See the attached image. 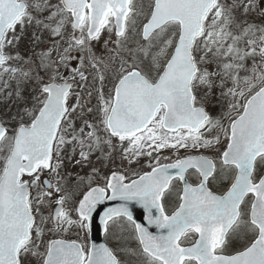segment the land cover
Wrapping results in <instances>:
<instances>
[{
	"label": "snow or ice",
	"instance_id": "obj_1",
	"mask_svg": "<svg viewBox=\"0 0 264 264\" xmlns=\"http://www.w3.org/2000/svg\"><path fill=\"white\" fill-rule=\"evenodd\" d=\"M256 7L0 0V97L16 106L0 115V264H264V26L245 19ZM29 30L51 47L25 59L13 50ZM105 32L106 57L93 48ZM117 151L123 170L101 184L93 167L74 200L84 178L66 187L65 161ZM117 200L101 216L117 246L90 243L93 213Z\"/></svg>",
	"mask_w": 264,
	"mask_h": 264
},
{
	"label": "rangeland",
	"instance_id": "obj_2",
	"mask_svg": "<svg viewBox=\"0 0 264 264\" xmlns=\"http://www.w3.org/2000/svg\"><path fill=\"white\" fill-rule=\"evenodd\" d=\"M55 2H56V0H53V3H55ZM245 19L247 20V22L249 24H253V25H257V26H264V0H257L256 9L253 10L252 12H250L245 17ZM31 31L32 30H29L25 34V36L22 38V41L19 44L18 48L13 50V51H18L20 56L25 58V59L31 57L33 52L39 53L41 50H43L45 48V46L51 47V40L48 37L47 33L44 34L43 43L35 44L32 40ZM108 39H109L108 34H107V32H105L102 34V38L100 39L99 42L93 43L94 51L96 52V54L98 56L103 55L106 57L108 54L107 49L114 48V44L111 41L108 43L107 49L105 48L104 41L108 40ZM114 39H115V37L113 36L112 40H114ZM74 55H75V53H73V56ZM74 63L77 67H79V62L77 63L76 61H74ZM248 64H249V66L251 65V60L248 61ZM61 72L62 73L64 72L68 76H71L72 65L70 64L67 69L62 68ZM5 79H7V77H5ZM77 80H79L78 77H77ZM12 89H15V83L12 84ZM30 92H31V87H29L25 91V95L27 96ZM85 99L87 100V96H85ZM215 99L216 98L213 97V103L208 106V110L213 115H218L220 112V106L215 103ZM71 102H73V103L75 102L74 98ZM95 103H96V101H95V99H93L91 101V103L88 104V106L91 107ZM9 109H11V112L14 113L16 111L15 104H13V102L11 100L6 101V100H4L3 97H0V115H3ZM200 151L203 152L204 154H210L209 152H206L204 150H200ZM184 154H185L184 151L181 150L180 155H184ZM192 154H196V152L193 150ZM163 155L168 156L170 161L175 158L173 153L168 151V150H165ZM98 156H99V153L93 154L91 157V164L84 165V166L75 165L74 163H68L67 161H65V168L62 170V174L64 175V178H65V186L66 187H68L70 189H76V185L79 184L78 178L79 177L84 178V183L80 184V187L78 189H76V191H75V194L73 197L74 200L78 199L81 196L82 192L87 190V186H88L87 177L89 176V174L92 173L93 167L98 169V172L94 174V179L96 180L98 178L99 172H100V176L101 177L103 176V171L101 168H105L109 172H111L112 171L111 166L115 165L116 167H120V165H121V158H120L118 151H117V153L114 154V159L110 160V161L98 160L97 159ZM76 158L77 159L79 158L78 155L76 156ZM147 163H148L147 159L142 158L141 164L144 165V170H150L147 168ZM123 166L127 167L126 161L123 162ZM43 176H47L49 179H53V182H55L54 177L49 176L47 171L43 174ZM217 187H219V185H217ZM45 215H47V210H45ZM68 236H66V237H68ZM107 240H108V243L111 245V247L117 246V241L115 239H113L111 237H107ZM132 246L134 247L135 244L133 243ZM238 246L239 245H236V247H238Z\"/></svg>",
	"mask_w": 264,
	"mask_h": 264
},
{
	"label": "water",
	"instance_id": "obj_3",
	"mask_svg": "<svg viewBox=\"0 0 264 264\" xmlns=\"http://www.w3.org/2000/svg\"><path fill=\"white\" fill-rule=\"evenodd\" d=\"M119 203V201H105L102 205H99L96 209V211L93 213V219L90 221V228H89V237H90V243H105L104 242V235H105V229L103 224L101 223V216H103V213L106 208L112 207L115 204ZM131 211L133 213L134 219L141 224H144L145 226L149 227L150 231H157V229L154 226L148 225L146 215L144 208L136 203H132L130 205Z\"/></svg>",
	"mask_w": 264,
	"mask_h": 264
},
{
	"label": "flooded vegetation",
	"instance_id": "obj_4",
	"mask_svg": "<svg viewBox=\"0 0 264 264\" xmlns=\"http://www.w3.org/2000/svg\"><path fill=\"white\" fill-rule=\"evenodd\" d=\"M75 55H76V53H75ZM74 55V56H75ZM77 63L79 62V61H76ZM64 73V72H63ZM169 162H171L170 160H163L162 161V163H169ZM124 167V166H123ZM121 169V170H123V168L121 167V165H120V167H116L115 165H113V166H111V169H112V171L113 170H116V169ZM102 169V171H103V176L101 177L100 176V172L98 173V178L95 180L97 183H103V178L106 176V175H110V173L111 172H109L107 169H105V168H101ZM100 169V170H101ZM99 170V171H100ZM44 177H47V176H44ZM80 235H81V237H83L84 235H85V233L84 232H81L80 233ZM87 235H88V238H89V234H88V232H87ZM65 238H71V239H76V234L75 233H73V234H69V236L68 237H65Z\"/></svg>",
	"mask_w": 264,
	"mask_h": 264
}]
</instances>
